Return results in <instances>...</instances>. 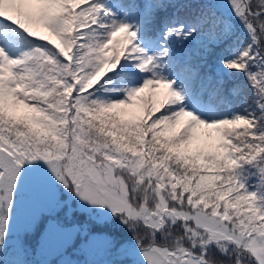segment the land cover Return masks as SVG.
Segmentation results:
<instances>
[{
  "label": "snow or ice",
  "instance_id": "snow-or-ice-1",
  "mask_svg": "<svg viewBox=\"0 0 264 264\" xmlns=\"http://www.w3.org/2000/svg\"><path fill=\"white\" fill-rule=\"evenodd\" d=\"M264 264V0H0V264Z\"/></svg>",
  "mask_w": 264,
  "mask_h": 264
},
{
  "label": "rangeland",
  "instance_id": "rangeland-1",
  "mask_svg": "<svg viewBox=\"0 0 264 264\" xmlns=\"http://www.w3.org/2000/svg\"><path fill=\"white\" fill-rule=\"evenodd\" d=\"M48 259L52 261V264H57L58 257L56 256H49Z\"/></svg>",
  "mask_w": 264,
  "mask_h": 264
}]
</instances>
